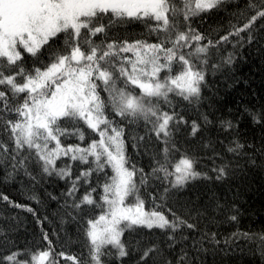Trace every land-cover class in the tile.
Listing matches in <instances>:
<instances>
[{
    "label": "snow or ice",
    "instance_id": "1",
    "mask_svg": "<svg viewBox=\"0 0 264 264\" xmlns=\"http://www.w3.org/2000/svg\"><path fill=\"white\" fill-rule=\"evenodd\" d=\"M249 50L264 73V0H0V173L55 204L0 192L39 227L3 217L0 264H208L240 237L264 256V231H220L239 188L185 195L264 173V92L220 97Z\"/></svg>",
    "mask_w": 264,
    "mask_h": 264
},
{
    "label": "trees",
    "instance_id": "2",
    "mask_svg": "<svg viewBox=\"0 0 264 264\" xmlns=\"http://www.w3.org/2000/svg\"><path fill=\"white\" fill-rule=\"evenodd\" d=\"M229 3H239L243 5V0H228ZM231 12L236 9L229 10ZM229 11H224L216 14L213 20L216 24H223L225 27L234 21H230ZM143 31L140 27H132L131 33L135 35ZM249 57L248 60L242 61L237 65V75L241 77V83L235 89H229L226 92L221 91L220 97L227 109H235L237 105L257 103L261 99V93L264 92V73L260 71L261 58L254 52L249 50L245 53ZM247 81V83H245ZM242 129L247 128L246 122L241 125ZM258 133V130H257ZM264 173L259 170L250 172L243 180L235 179L229 184H213L210 181L198 179L191 183V189L185 193L188 196H201L204 194L215 192L218 196H223L225 199L233 198L234 186L239 188L235 198L239 201L242 212L236 227L228 224H223L220 231L227 235L237 229L243 232L259 233L264 231ZM51 191L52 189H47ZM0 192H7L13 199L20 203L30 204L37 209L38 214L48 215L55 204L44 200L40 204L30 199L32 193L29 191L26 183L4 182L3 175L0 173ZM43 195V193H41ZM5 216H18L20 218V235L23 240L25 236L31 237L32 232H38L39 227L31 213L22 209L4 208L3 202H0V221ZM47 226V222H46ZM208 264H218L223 261V264H264V256H261L258 248L253 246V243L244 237H240L236 244L232 247L231 252L227 255L217 253L213 256L211 253L207 257Z\"/></svg>",
    "mask_w": 264,
    "mask_h": 264
}]
</instances>
